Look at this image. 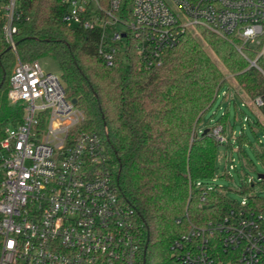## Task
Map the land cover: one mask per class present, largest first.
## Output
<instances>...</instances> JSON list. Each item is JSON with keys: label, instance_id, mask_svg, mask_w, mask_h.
Masks as SVG:
<instances>
[{"label": "built area", "instance_id": "1", "mask_svg": "<svg viewBox=\"0 0 264 264\" xmlns=\"http://www.w3.org/2000/svg\"><path fill=\"white\" fill-rule=\"evenodd\" d=\"M60 1L68 26L101 33L99 53L109 66L131 45L150 67L184 34L203 29L237 42L248 68L264 77V0H133L129 18L124 0ZM21 14L18 0H0L4 39L16 57L8 98L23 109L21 121L0 134V264H140L137 213L119 194L105 141L78 129L85 114L61 76L18 56ZM248 105L261 108L264 99ZM211 135L227 142L221 125ZM216 246L237 264H264V215L250 210L248 197L206 226L189 222L173 249L186 264H217Z\"/></svg>", "mask_w": 264, "mask_h": 264}, {"label": "trees", "instance_id": "2", "mask_svg": "<svg viewBox=\"0 0 264 264\" xmlns=\"http://www.w3.org/2000/svg\"><path fill=\"white\" fill-rule=\"evenodd\" d=\"M132 1L123 2L125 18H129ZM18 9L22 13L16 23L18 56L24 62L55 57L67 97L85 114L78 129L105 141L119 194L137 213L140 264H186L173 244L188 232L189 222L206 226L238 206L218 188L197 186L199 182L205 186L213 178L220 145L211 135L214 126L205 134L200 128L202 117L223 86L231 89L227 74L251 100L264 99L263 75L248 68L237 42L203 29L206 46L188 32L150 67L131 45L125 56L118 55L109 66L99 53L101 33L68 26L60 0H18ZM247 56L256 57L249 52ZM259 64L264 67V56ZM14 65L15 54L5 42L0 24V134L23 116L22 107L12 105L8 98ZM234 96L246 102L235 91ZM248 106L264 119V106ZM258 124L263 127L260 121ZM217 125L227 137L222 145L232 149L225 116ZM244 137L242 133L236 140L242 143ZM261 160L264 165V151ZM259 185L264 186V179H259ZM248 207L264 215V199L249 196ZM213 254L217 264H237L232 252L220 246Z\"/></svg>", "mask_w": 264, "mask_h": 264}, {"label": "rangeland", "instance_id": "3", "mask_svg": "<svg viewBox=\"0 0 264 264\" xmlns=\"http://www.w3.org/2000/svg\"><path fill=\"white\" fill-rule=\"evenodd\" d=\"M191 34L200 39L203 46H206L201 37V29L191 32ZM209 51L226 73L225 66L211 50ZM38 62L44 72L61 76V70L55 57L41 56L38 58ZM226 79L231 89H228L227 86L221 88L216 100L202 117L200 128L202 130L211 129L219 124V120L225 116L227 132L230 137L232 135L230 139L232 149L226 148V145H219L214 175L208 180L206 187L218 188L229 200L237 204H240L245 197L253 195L264 199V186L259 185L258 178L259 175H264V165L261 160L264 151V119L259 118L257 112H254L246 104L252 100L240 91L233 76L227 74ZM234 91L239 93L246 102L239 96H234ZM225 92H227L226 96ZM258 121L262 123L263 127L258 124ZM242 133L245 137L244 141L240 143L236 139H239ZM252 184L254 186H251ZM248 186L251 187L244 192Z\"/></svg>", "mask_w": 264, "mask_h": 264}, {"label": "water", "instance_id": "4", "mask_svg": "<svg viewBox=\"0 0 264 264\" xmlns=\"http://www.w3.org/2000/svg\"><path fill=\"white\" fill-rule=\"evenodd\" d=\"M74 103H76V101H74ZM208 131H209V130H205L204 134L207 133ZM258 178H259L260 180H262V179H264V175H259ZM118 179H119V177H117V181H118ZM146 250H147V248L145 247V249H144V260H143L144 263H145Z\"/></svg>", "mask_w": 264, "mask_h": 264}]
</instances>
